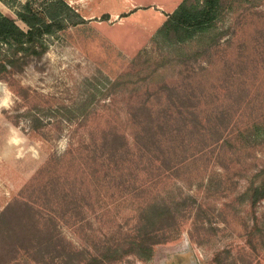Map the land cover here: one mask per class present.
Returning <instances> with one entry per match:
<instances>
[{"label":"rangeland","instance_id":"374dc122","mask_svg":"<svg viewBox=\"0 0 264 264\" xmlns=\"http://www.w3.org/2000/svg\"><path fill=\"white\" fill-rule=\"evenodd\" d=\"M63 1L82 23L0 80V264H264V0L187 42L185 0Z\"/></svg>","mask_w":264,"mask_h":264},{"label":"trees","instance_id":"16d2710c","mask_svg":"<svg viewBox=\"0 0 264 264\" xmlns=\"http://www.w3.org/2000/svg\"><path fill=\"white\" fill-rule=\"evenodd\" d=\"M0 1L7 4L6 0ZM222 2L185 0L162 25L160 31H163V37L187 42L197 34L209 32L220 17ZM15 15L26 27L25 30L20 29L13 19L0 13V80L19 74L31 59L40 58L47 49L44 37L82 23L81 18L63 0H47L41 9H37L31 1H25ZM115 155L116 150L111 152V156ZM250 197L252 207L263 199L264 183L252 188ZM144 244L145 239L137 243V250L141 253L136 255L140 260L148 261L153 251Z\"/></svg>","mask_w":264,"mask_h":264}]
</instances>
